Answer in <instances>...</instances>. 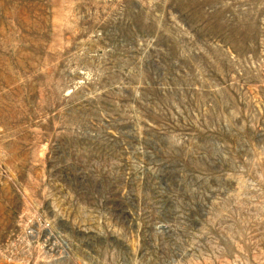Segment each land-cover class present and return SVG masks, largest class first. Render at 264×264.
I'll list each match as a JSON object with an SVG mask.
<instances>
[{
  "label": "rangeland",
  "instance_id": "obj_1",
  "mask_svg": "<svg viewBox=\"0 0 264 264\" xmlns=\"http://www.w3.org/2000/svg\"><path fill=\"white\" fill-rule=\"evenodd\" d=\"M0 264H264V0H0Z\"/></svg>",
  "mask_w": 264,
  "mask_h": 264
},
{
  "label": "built area",
  "instance_id": "obj_2",
  "mask_svg": "<svg viewBox=\"0 0 264 264\" xmlns=\"http://www.w3.org/2000/svg\"><path fill=\"white\" fill-rule=\"evenodd\" d=\"M21 224H18L17 227H15L8 235L7 237V242L5 244V247H9V244L12 240H16V241H20L22 238L20 237L21 234L24 238V240L27 241V244L31 243V241L37 240L38 236H37V230L33 227H28L26 228L23 232H19L18 230H15L16 228H19ZM15 230V231H14ZM5 249V248H4Z\"/></svg>",
  "mask_w": 264,
  "mask_h": 264
}]
</instances>
